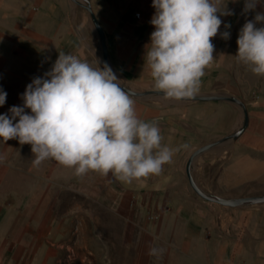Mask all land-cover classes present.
Wrapping results in <instances>:
<instances>
[{"label": "crops", "instance_id": "obj_1", "mask_svg": "<svg viewBox=\"0 0 264 264\" xmlns=\"http://www.w3.org/2000/svg\"><path fill=\"white\" fill-rule=\"evenodd\" d=\"M225 1L221 0V4ZM91 3L104 28L110 63L116 75L134 89H156L146 58L144 64L145 45L154 28L149 23L154 12L151 0H91ZM221 19L219 31L225 30L226 20L223 16ZM80 24L69 17L66 0H0V87L7 92L0 113H6L12 105L22 104L19 94L26 84L33 76L48 70L59 52L75 54L94 64L92 52L76 33L80 31ZM219 31L210 38L214 59L221 56L227 40ZM78 39L83 44L70 48ZM132 97L139 118L159 125L171 117L166 103ZM174 114L177 121L180 115ZM178 133L182 132L175 125L162 143L170 147L182 145L180 138L176 140ZM185 153L186 149L179 147L158 175L125 183L111 173L102 176L89 171L78 177L72 168L51 158L34 165L30 144H21L15 138L0 140V156L4 157L0 162V264H59V246L72 245V215L94 217L86 206L72 208L71 194H83L94 202L108 203L115 210L125 211L128 218L140 204L148 211L160 213L162 223L175 219L173 228L150 227L153 232L176 235L213 232L223 235L213 245H229L228 234L244 232L239 224L233 230L229 226L230 219L239 218L242 211L186 209L176 197L179 188L185 186ZM135 230L134 225H126L123 232L132 235ZM252 234L256 236L257 232ZM242 239L239 245H244ZM176 244L174 264H230L225 248L215 247L205 254L189 248L183 238L176 237ZM248 264H264V260L256 257L249 259Z\"/></svg>", "mask_w": 264, "mask_h": 264}, {"label": "clouds", "instance_id": "obj_2", "mask_svg": "<svg viewBox=\"0 0 264 264\" xmlns=\"http://www.w3.org/2000/svg\"><path fill=\"white\" fill-rule=\"evenodd\" d=\"M151 5L149 23L154 28L144 64L146 58L154 87L166 97L190 98L214 60L210 38L217 35L221 17L232 11L221 0H151ZM243 5L242 14H255L239 28L234 56L252 73L264 76V0H243ZM223 24L219 35L228 39L231 24ZM121 81L107 62L101 66L97 58L93 64L59 52L48 70L26 84L19 94L22 104L0 113V140L28 143L34 165L51 158L78 177L95 171L131 183L158 175L186 145L162 143L159 126L139 118L132 94ZM6 96L0 87V106ZM163 252L157 245L148 249L157 259Z\"/></svg>", "mask_w": 264, "mask_h": 264}, {"label": "rangeland", "instance_id": "obj_3", "mask_svg": "<svg viewBox=\"0 0 264 264\" xmlns=\"http://www.w3.org/2000/svg\"><path fill=\"white\" fill-rule=\"evenodd\" d=\"M66 1L72 22L80 24L79 20L82 19L80 31L76 33L82 37L87 49L102 66L100 40L89 12L72 0ZM225 4L227 9L232 11L231 15L223 16L226 22L231 24L228 29L230 37L224 43L221 56L212 61L211 67L205 69L196 94L221 93L242 99L249 114L246 129L237 138H227L244 120L242 107L233 101L225 99L185 101L164 96L141 98L166 103L171 117L158 125L161 135L164 137L175 125L179 126L182 133H178L176 140L179 141L180 138L182 145H186L184 147L186 162L199 147L224 139V143L216 145L221 146L220 149L214 151L211 147L212 149L201 152L194 160V176L204 189L228 197L260 195L264 194V76L252 73L249 67L234 56L237 51L238 30L245 19H251L255 13L250 10L246 16L242 14L243 0H226L221 5ZM257 10H260L259 6ZM80 43L83 44L78 39V42L71 43L70 48ZM109 65L117 72L111 63ZM121 82L124 83V79ZM175 112L180 115L177 121H174ZM185 166L183 171L185 186L179 188L176 196L183 207L242 211L239 218L230 219L229 226L233 230L239 224L244 234L230 233L228 234L230 239L227 241L229 245H213L223 235L213 232L199 235L153 232L150 227L173 228L175 219L162 223L160 213L148 211L140 204L135 206L133 216L128 218L125 211L115 210L108 203L94 202L83 194H71L72 208L76 205L80 209L86 206L95 218L89 215L78 218L72 215V245L59 246L57 252L59 264H140L142 261H146L147 264H174L177 252L176 237L185 239L188 247H194L199 253L206 254L215 247L225 248V256L229 258L230 264H248L249 259L256 257L264 260V202L228 206L208 201L191 187ZM126 225H134L135 233L125 234L123 231ZM252 232H257V235L254 236ZM242 237L244 245H239ZM191 242L194 243L193 246H190ZM148 245L163 247L162 256L159 259L150 256L146 249Z\"/></svg>", "mask_w": 264, "mask_h": 264}, {"label": "water", "instance_id": "obj_4", "mask_svg": "<svg viewBox=\"0 0 264 264\" xmlns=\"http://www.w3.org/2000/svg\"><path fill=\"white\" fill-rule=\"evenodd\" d=\"M76 2L78 5L86 8V10L89 12L91 22L98 34L99 40H100V46L102 50V55H103V62H107L108 64L110 63V58H109V50L106 42V35L104 28L92 6L91 0H72ZM121 84L132 94V96L139 97L141 96H156V97H166L160 90L158 89H151V90H137L129 86L127 83L121 82ZM214 99H225L229 101H233L237 104H239L243 111H244V120L242 125L233 132V134L227 138L234 137L237 138L248 126L249 123V114L247 110L246 103L240 99L237 96H231L227 94H221V93H203V94H195L194 96L190 98H182L180 100H214ZM224 139L222 140H216L209 142L198 149H196L188 158L186 162V175L188 177V181L193 188V190L203 197L204 199L212 202H217L222 205H228V206H238L243 203H262L264 202V194L260 195H252V196H244V197H228V196H223L214 192H210L206 189H204L197 181L196 177L194 176L193 173V163L194 160L197 158V156L211 148L216 146L217 144L223 142Z\"/></svg>", "mask_w": 264, "mask_h": 264}, {"label": "bare ground", "instance_id": "obj_5", "mask_svg": "<svg viewBox=\"0 0 264 264\" xmlns=\"http://www.w3.org/2000/svg\"><path fill=\"white\" fill-rule=\"evenodd\" d=\"M102 62H103V61H102ZM221 143H222V142H221ZM221 143H219V144H221ZM223 143H224V142H223ZM219 144H217V145H219ZM220 147H221V146H215V147H213V149H214V151H215V150L217 151L218 149H220ZM211 149H212V148H211Z\"/></svg>", "mask_w": 264, "mask_h": 264}, {"label": "built area", "instance_id": "obj_6", "mask_svg": "<svg viewBox=\"0 0 264 264\" xmlns=\"http://www.w3.org/2000/svg\"><path fill=\"white\" fill-rule=\"evenodd\" d=\"M136 15H137V16H140V13H139V12H137V13H136Z\"/></svg>", "mask_w": 264, "mask_h": 264}]
</instances>
